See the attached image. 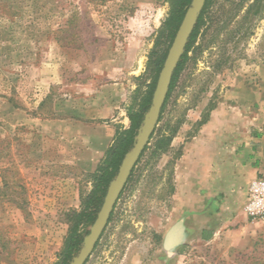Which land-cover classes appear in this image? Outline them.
<instances>
[{
	"label": "rangeland",
	"instance_id": "374dc122",
	"mask_svg": "<svg viewBox=\"0 0 264 264\" xmlns=\"http://www.w3.org/2000/svg\"><path fill=\"white\" fill-rule=\"evenodd\" d=\"M253 2L208 0L86 264H264V219L222 223L201 239L195 216L206 202H192L182 162L213 115L240 114L241 94L264 83V7L249 14ZM170 10L171 0H0V264L60 263L64 215L82 210L116 131L129 128L128 109L152 81V54L167 49ZM170 137L167 151L157 150ZM175 229L177 244L168 242Z\"/></svg>",
	"mask_w": 264,
	"mask_h": 264
},
{
	"label": "crops",
	"instance_id": "0c3cea01",
	"mask_svg": "<svg viewBox=\"0 0 264 264\" xmlns=\"http://www.w3.org/2000/svg\"><path fill=\"white\" fill-rule=\"evenodd\" d=\"M250 91L240 98L247 113L213 115L185 148L182 162L189 167L186 177L190 179L186 190L195 206L206 202L198 206L204 213L195 216L201 239L204 235L211 240L213 229L222 223L248 220L245 206L250 184L264 178V83ZM207 143L208 149L201 146ZM198 150L205 155V164L197 161ZM219 209L222 212L216 213Z\"/></svg>",
	"mask_w": 264,
	"mask_h": 264
},
{
	"label": "trees",
	"instance_id": "16d2710c",
	"mask_svg": "<svg viewBox=\"0 0 264 264\" xmlns=\"http://www.w3.org/2000/svg\"><path fill=\"white\" fill-rule=\"evenodd\" d=\"M192 1L193 0H171V10L161 30V38L167 43V49L163 53L153 52L151 61L149 63V67L152 72V81L148 85L147 90L140 102L133 104L128 109V118L130 120L129 128L116 131L114 143L107 149L103 159L100 161L95 172L93 173V189L84 199L82 210H73L65 213V220L69 224V234L61 253V261L59 264H70L73 258L83 247L85 237L83 235L82 229L87 226H93L97 215L103 206L104 199L111 183L116 178L125 157L136 144L137 136L140 133L146 115L152 105L153 94L159 75L163 69L168 51L185 17L187 9L191 6ZM207 4L208 0L202 14L198 19L195 30L189 39L185 54L183 55L177 70L174 73L165 105L168 102L170 94L178 81L180 73L183 70L188 53L192 49V46L199 35L203 21V14ZM261 7H264V0H254L253 4L249 8L248 13L250 14L254 9ZM207 122L208 120L203 121L202 125H205ZM171 141V137L160 140L156 146L157 150L165 153L168 147H170ZM203 239L206 241L210 240L209 237L204 235Z\"/></svg>",
	"mask_w": 264,
	"mask_h": 264
},
{
	"label": "water",
	"instance_id": "95a60500",
	"mask_svg": "<svg viewBox=\"0 0 264 264\" xmlns=\"http://www.w3.org/2000/svg\"><path fill=\"white\" fill-rule=\"evenodd\" d=\"M206 2L207 0H193L191 6L187 9L185 17L168 51L153 94L152 105L146 115L140 133L137 136L136 144L125 157L116 178L107 191L103 206L90 229L89 235L84 239L83 247L70 264H86L107 228L115 205L158 126L163 107L170 91L174 73L185 54L189 39L195 30Z\"/></svg>",
	"mask_w": 264,
	"mask_h": 264
},
{
	"label": "built area",
	"instance_id": "2783aa9c",
	"mask_svg": "<svg viewBox=\"0 0 264 264\" xmlns=\"http://www.w3.org/2000/svg\"><path fill=\"white\" fill-rule=\"evenodd\" d=\"M245 212L251 221L264 219V178L251 182Z\"/></svg>",
	"mask_w": 264,
	"mask_h": 264
},
{
	"label": "flooded vegetation",
	"instance_id": "af4514ba",
	"mask_svg": "<svg viewBox=\"0 0 264 264\" xmlns=\"http://www.w3.org/2000/svg\"><path fill=\"white\" fill-rule=\"evenodd\" d=\"M178 239H179L178 232L176 230H174L170 233V235L168 237V242L171 241V243L177 244L178 242H176V241H178Z\"/></svg>",
	"mask_w": 264,
	"mask_h": 264
}]
</instances>
